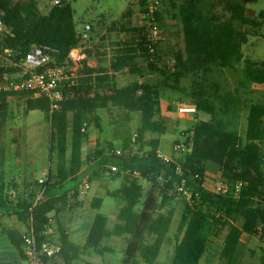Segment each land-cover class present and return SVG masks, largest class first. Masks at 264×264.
Wrapping results in <instances>:
<instances>
[{
    "label": "trees",
    "instance_id": "trees-1",
    "mask_svg": "<svg viewBox=\"0 0 264 264\" xmlns=\"http://www.w3.org/2000/svg\"><path fill=\"white\" fill-rule=\"evenodd\" d=\"M162 1H168L178 10L182 23L184 51L176 58L180 65L177 78L183 70L210 76L243 62L244 81L239 88L223 94L211 96L202 89L193 92L198 112L209 115L210 120L197 119L191 127L193 145L179 159V170L159 157L157 138L145 140L147 133L162 134L165 130L160 119L159 88L146 82L123 87L115 83L125 68L131 74L142 73L136 61L138 48L132 44L118 50L109 69L85 68L79 85L69 90V97L58 109L52 111L45 97L27 98V110L43 112L50 124L49 156L54 168L49 169L44 184L36 181L34 185H26L15 201L10 194L15 186L0 182V208L11 207L29 231L35 233L39 244L54 242L58 234L60 256L65 264L90 254L112 253L113 249L103 245L111 238L127 239L123 264H155L174 220L173 202L179 198L183 201V211L171 264H199L216 232H226L221 252L224 264H240L242 235L258 236L264 243V101L248 107L245 135L238 129L243 105L240 89L264 85V60L244 58L243 54V46L249 39L248 31L243 28L257 27L256 20L248 15V5L258 0H184L180 4V0ZM216 7H222L221 14L214 11ZM158 17L162 22L160 14ZM260 17L263 19L264 15ZM0 18L9 31L0 41V50L7 47L27 51L35 45L47 44L58 49L56 61L63 65L79 42L72 6L65 1L44 14L38 0H0ZM148 66L153 72L154 65L148 63ZM6 97L1 95V110L8 107ZM109 107L140 114L135 142L122 150L121 156H115L111 146L112 152L97 146L84 156L87 136L82 133L83 125L88 124L90 114ZM87 161L96 177H100V169L110 164L119 168L116 175H124L125 183L118 190L108 192V196L124 205L112 229L108 228V218L98 212L84 246H79L70 241L59 216L72 206L68 193L80 181ZM211 165L231 187L227 196L206 189V173ZM134 172L140 177L132 176ZM238 183L242 186L235 195ZM180 188L191 194L190 201ZM42 190L44 193L34 206ZM102 203L97 198L92 202L98 210ZM49 228H53L52 234H47ZM5 232L22 253V237L13 230ZM262 253L261 264H264V246Z\"/></svg>",
    "mask_w": 264,
    "mask_h": 264
},
{
    "label": "rangeland",
    "instance_id": "rangeland-1",
    "mask_svg": "<svg viewBox=\"0 0 264 264\" xmlns=\"http://www.w3.org/2000/svg\"><path fill=\"white\" fill-rule=\"evenodd\" d=\"M38 1L44 14L49 13L55 6L53 0ZM60 1L71 4L78 30H82L85 24L91 25L90 39L95 44L93 52L102 63L95 68L96 70L105 69L107 65V52L109 51L101 52V49L109 47L110 54H115L118 52V49H114L115 46L120 47L125 44L134 46L138 39L137 35L141 32L137 33L132 30L143 28L144 10L141 3L144 4V0ZM183 1L180 0L178 3ZM248 8V15L256 20L257 27L243 28L249 33L248 43L243 46L244 58L264 60V20L260 17V14L264 15V0L250 4ZM214 11L221 14L222 7H216ZM159 14L169 38L161 46L160 64L154 66V71L151 72L143 56L138 55L136 61L142 73L131 74L129 69L125 68L117 75L115 83L118 87H123L134 82H146L159 88L160 119L165 125V130L162 134L147 133L145 140L157 138L160 142L159 152L179 160L183 154L181 156L175 154L174 146L180 143L187 145L192 139L191 127L197 119L210 120V116L197 112L191 117L179 118L176 112L177 104L183 101L194 102L193 92L201 89L211 96L215 93L223 94L234 91L244 81V64L243 62L237 63L232 69H223L210 76H205L202 72L183 70L181 76L177 78L176 74L179 72L180 65L176 58L184 51L182 23L178 18V10L173 9L168 1L161 0ZM240 94L243 98V105L238 129L241 135H245L248 107L251 103L264 101V85H247L245 89H240ZM27 98V95L19 94L7 103L6 110L0 108V181L6 182L11 187L15 186V189H12L15 195L14 197L11 195L13 201L23 194L26 185H34L36 181L45 179L46 172L54 168L49 156L50 124L43 112L27 110ZM169 99H172V102ZM87 121L88 139L84 144V156L93 152L97 146H101L107 152L111 149L112 151L129 149L132 142H135L134 137L140 126V114H128L122 109L109 107L90 114ZM110 146L111 149H109ZM90 166L92 164L90 165L87 161L83 172L91 174V191L83 199L69 201L72 206L63 210L59 216L71 240L80 246H84L88 231L98 212L108 218V228L112 229L118 223V213L124 205L121 200L108 196V192L118 190L125 183V176L116 175L117 173L111 172L106 166L100 169V177H96L95 171L90 170ZM220 177V171L215 166H209L205 187L213 190ZM96 198L103 201L100 210L94 208L92 204ZM182 202L180 198L173 202L172 206L176 210L174 221L156 264L160 258L159 264H167L177 244L176 234L183 211ZM235 223L240 224L239 221ZM225 236L226 232H216L211 238L205 259L210 260L212 264H224L221 252ZM54 243H60L58 234H55ZM103 245L111 247L113 252L103 256L90 254L79 260L97 264H123L126 239H107ZM263 246L264 243L258 236H244L239 263L261 264Z\"/></svg>",
    "mask_w": 264,
    "mask_h": 264
},
{
    "label": "built area",
    "instance_id": "built-area-1",
    "mask_svg": "<svg viewBox=\"0 0 264 264\" xmlns=\"http://www.w3.org/2000/svg\"><path fill=\"white\" fill-rule=\"evenodd\" d=\"M142 2V1H141ZM144 23L143 31L137 35L135 47L138 48V55L143 56L147 63L154 66L160 64V47L167 40L168 33L161 21H159V7L161 0H144ZM54 5L61 3L60 0H53ZM264 20V18H263ZM91 25L85 24L82 30L77 29L78 45L73 48L63 65H58L56 58L59 53L58 49L47 45H35L27 51H21L2 47L0 50V95L7 97H16L19 94L27 95L28 98L45 97L50 101V107L53 110L60 107V103L69 97V90L79 85L83 77L82 72L85 68L95 69L94 63L90 62L89 57L83 55L84 46L91 47L90 42ZM9 34L8 29L0 18V41ZM174 62V61H173ZM176 112L179 118H188L198 112L195 102L185 101L177 104ZM88 124L85 123L82 133L87 136ZM86 139V142H87ZM136 140V134L134 141ZM192 139L187 145L184 143L176 144L173 148L175 154L181 156L192 148ZM115 156H121L122 150H114ZM159 157L167 163H173L179 170L181 165L179 160L168 157L163 153H158ZM113 173H117L119 168L110 164L107 166ZM49 172V171H48ZM40 179L39 182L44 184L47 179ZM129 174V173H126ZM134 177H140L138 172L132 174ZM242 183L235 186V195L240 190ZM231 187L221 177L211 191L214 194L227 196ZM92 189L91 174L83 173L78 184L71 188L68 193L69 200L83 199ZM179 191H183L181 188ZM44 190L38 195L34 206L39 202ZM184 195L190 201L191 194L183 191ZM12 197L15 193L10 192ZM197 196V195H196ZM53 215L50 216L49 223ZM53 228H49L47 234H52ZM22 255L28 264H65L60 256L61 244L54 242L38 243L37 236L30 230L22 236ZM72 264H87L83 260H76Z\"/></svg>",
    "mask_w": 264,
    "mask_h": 264
},
{
    "label": "crops",
    "instance_id": "crops-1",
    "mask_svg": "<svg viewBox=\"0 0 264 264\" xmlns=\"http://www.w3.org/2000/svg\"><path fill=\"white\" fill-rule=\"evenodd\" d=\"M167 39L169 40V38L167 37ZM167 41V40H166ZM93 45L89 48L86 45L84 46V51H83V55L85 57H89L90 58V62L94 63V59H95V63H94V68H96L99 64L101 65V61L99 60L100 58H97L96 53H94V49L93 47L95 46L93 41H90ZM165 43V42H164ZM163 45V44H162ZM161 45V46H162ZM122 46L118 47L115 46L114 49H120ZM109 51L107 52L108 54V60H107V65H105V69H109L110 68V64H111V60L113 59V57L116 55L115 54H110V48H103V50L101 49V52L104 51ZM161 50V47H160ZM172 97V96H171ZM15 97H6V102L9 103L12 100H14ZM169 101L172 102V99H169ZM175 102V101H174ZM2 182V181H0ZM4 183L6 186L8 185L6 182H2ZM12 192V191H11ZM174 221V220H173ZM173 224V223H172ZM172 227V225H171ZM91 228V227H90ZM7 229L9 230H13L14 232H17L21 237L25 234H27V232L29 231L28 227L26 226V224H24L23 222H21L18 218V216L13 212V209L10 208H0V264H28L26 262V260L24 259L21 251L13 244L12 240L10 239V237L8 236V234L5 232ZM171 230V229H170ZM67 233L69 234L68 230ZM89 233V231H88ZM170 234V232H169ZM168 234V236H169ZM216 234V233H215ZM214 234V235H215ZM213 235V236H214ZM219 235V234H218ZM167 236V239H168ZM213 236L211 238H213ZM244 236H249L247 234L242 235L241 237V241L243 239ZM250 237V236H249ZM69 239L71 242H73L70 238L69 235ZM122 239H126V238H122ZM166 239V241H167ZM165 241V242H166ZM211 241L209 242V245L207 247V251L204 254L203 258L201 259L199 264H212L211 261H207L205 259V255L208 253V250L210 248V244ZM223 242H225V238H223ZM74 243V242H73ZM126 243H127V239H126ZM76 244V243H75ZM165 244V243H164ZM79 245V244H77ZM84 245V244H83ZM80 246V245H79ZM106 246V245H105ZM108 247V246H107ZM126 247V246H125ZM111 248V247H109ZM163 248V247H162ZM112 249V248H111ZM175 250V248H174ZM174 251L172 252L170 259L168 261L167 264H171V258L173 256ZM160 256V255H159ZM159 258V257H158ZM161 259V258H160ZM160 259L158 261V264L160 263ZM158 260V259H157ZM87 263V262H86ZM93 263V262H92ZM157 263V261H156ZM155 263V264H156ZM97 264V263H94Z\"/></svg>",
    "mask_w": 264,
    "mask_h": 264
}]
</instances>
